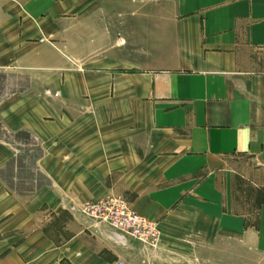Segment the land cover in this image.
<instances>
[{
    "label": "crops",
    "instance_id": "0c3cea01",
    "mask_svg": "<svg viewBox=\"0 0 264 264\" xmlns=\"http://www.w3.org/2000/svg\"><path fill=\"white\" fill-rule=\"evenodd\" d=\"M263 188L264 0H0V264H264Z\"/></svg>",
    "mask_w": 264,
    "mask_h": 264
},
{
    "label": "built area",
    "instance_id": "2783aa9c",
    "mask_svg": "<svg viewBox=\"0 0 264 264\" xmlns=\"http://www.w3.org/2000/svg\"><path fill=\"white\" fill-rule=\"evenodd\" d=\"M264 192V188H263ZM79 212L106 226L130 236L149 248H156L161 242L157 222L131 208L128 201L118 194L107 195L97 201L81 204ZM114 264H130L123 259H117Z\"/></svg>",
    "mask_w": 264,
    "mask_h": 264
},
{
    "label": "rangeland",
    "instance_id": "374dc122",
    "mask_svg": "<svg viewBox=\"0 0 264 264\" xmlns=\"http://www.w3.org/2000/svg\"><path fill=\"white\" fill-rule=\"evenodd\" d=\"M105 197V196H104ZM103 198V197H102ZM101 199V198H100ZM97 201V200H96ZM85 202H88V201H84V202H82L81 204H83V203H85ZM89 202H91V201H89ZM81 204L78 206V210H80L79 208L81 207ZM149 219V218H148ZM95 223H97V224H102V223H100V222H98V221H96V220H94V219H92ZM151 220V219H150ZM158 224V223H157ZM109 227V226H108ZM112 231H114V233H117V234H120V235H122V236H125V237H130V236H126V235H124V234H122L120 231H118V230H116V229H114V228H111V227H109ZM130 238H132V237H130ZM132 239H134V238H132ZM134 240H136V239H134ZM136 241H138V240H136ZM138 242H140V241H138ZM147 248H149V247H147ZM157 248V247H156ZM156 248H150V249H156ZM241 252H242V250H241Z\"/></svg>",
    "mask_w": 264,
    "mask_h": 264
}]
</instances>
